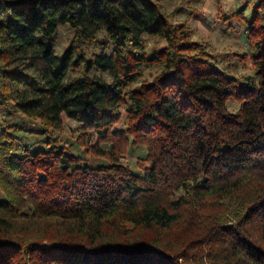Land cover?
<instances>
[{"label": "trees", "instance_id": "trees-1", "mask_svg": "<svg viewBox=\"0 0 264 264\" xmlns=\"http://www.w3.org/2000/svg\"><path fill=\"white\" fill-rule=\"evenodd\" d=\"M239 18L245 82L152 0H0V264H264V0Z\"/></svg>", "mask_w": 264, "mask_h": 264}, {"label": "rangeland", "instance_id": "rangeland-1", "mask_svg": "<svg viewBox=\"0 0 264 264\" xmlns=\"http://www.w3.org/2000/svg\"><path fill=\"white\" fill-rule=\"evenodd\" d=\"M15 1V0H3ZM159 4L164 13L175 24L185 23L193 31V41L205 46V49L212 55L217 66L236 77L241 81L249 78H256V70L250 61L244 59L248 56L250 48L247 41V32L243 21L239 18L245 16L250 18L253 12L254 3L257 0H152ZM239 16V17H236ZM224 18H228L224 21ZM75 35L68 28H60L56 53L63 57L69 49ZM103 36H100L102 39ZM149 49L153 48L155 41L149 40ZM103 50L101 41L87 43L85 51L88 56L100 53ZM162 72L161 67H152L143 69L142 81L153 82L155 77ZM72 76H78V73H72ZM229 109L233 113L240 110L237 103L231 102ZM39 122H33L28 130L36 129ZM60 145L72 147L73 153L80 156L84 166L101 167L107 166L108 162L104 158L88 159L78 148L77 141L80 136V126L69 119L64 118L62 131H54ZM27 142H23L18 153L33 143H37L38 135L32 133L28 135ZM92 144H96L93 141ZM99 150H109L107 147H99ZM147 152L144 148H132L129 152L126 165L132 168L137 175H142V165L145 163ZM139 161L142 162L141 166ZM183 193L180 192L178 197Z\"/></svg>", "mask_w": 264, "mask_h": 264}]
</instances>
